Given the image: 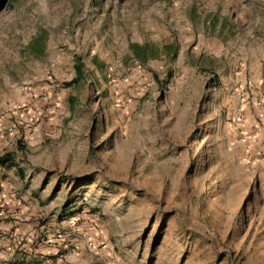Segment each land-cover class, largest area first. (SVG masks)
Wrapping results in <instances>:
<instances>
[{"label": "rangeland", "instance_id": "obj_1", "mask_svg": "<svg viewBox=\"0 0 264 264\" xmlns=\"http://www.w3.org/2000/svg\"><path fill=\"white\" fill-rule=\"evenodd\" d=\"M263 41L264 0H0V264L70 218L91 264H264V184L221 157Z\"/></svg>", "mask_w": 264, "mask_h": 264}, {"label": "crops", "instance_id": "obj_2", "mask_svg": "<svg viewBox=\"0 0 264 264\" xmlns=\"http://www.w3.org/2000/svg\"><path fill=\"white\" fill-rule=\"evenodd\" d=\"M250 54V58L255 59L256 66L251 68L248 77L241 79L239 92L233 97V104H228L229 115L226 118L231 119V122L226 121L223 126L224 151L221 157L228 165L230 160L243 167L248 165L250 172L259 177L264 184V41L253 48ZM20 181L22 183L25 178ZM37 187L38 185H26L19 189V192L23 191L26 194L23 197L22 193L20 195L17 193L18 197L13 199L19 209L24 198H30L31 203H40L42 189L40 188L39 194H36ZM76 223L75 218L59 223L57 232L50 234L35 249L30 247L32 236L25 234L19 226L15 229L16 239L19 235H25L28 250L21 256L17 252L13 264H91L93 253L107 251L105 247L97 249L103 242V236L93 234L91 231L77 234ZM60 228L64 230L62 233ZM65 228H70L72 234L69 233L67 236ZM17 245L15 244L14 248L17 249Z\"/></svg>", "mask_w": 264, "mask_h": 264}, {"label": "trees", "instance_id": "obj_3", "mask_svg": "<svg viewBox=\"0 0 264 264\" xmlns=\"http://www.w3.org/2000/svg\"><path fill=\"white\" fill-rule=\"evenodd\" d=\"M131 48L133 49L135 57H137L139 60H144L147 57L148 49L146 45L140 46L138 44H132ZM73 67L75 71V76L71 81L67 82V85H71V84L76 85L83 77V70H82L83 64L78 58L75 59ZM212 85H215V83L212 82ZM14 157H15L14 153L10 151H5L4 153L0 154V167L3 168L14 167ZM69 213L71 212H65L60 217V220L69 217L70 216Z\"/></svg>", "mask_w": 264, "mask_h": 264}, {"label": "water", "instance_id": "obj_4", "mask_svg": "<svg viewBox=\"0 0 264 264\" xmlns=\"http://www.w3.org/2000/svg\"><path fill=\"white\" fill-rule=\"evenodd\" d=\"M4 1V0H3ZM3 3V2H2Z\"/></svg>", "mask_w": 264, "mask_h": 264}]
</instances>
